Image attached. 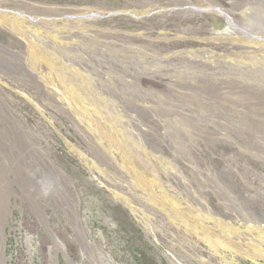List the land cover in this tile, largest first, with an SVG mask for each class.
<instances>
[{"label": "rangeland", "instance_id": "obj_1", "mask_svg": "<svg viewBox=\"0 0 264 264\" xmlns=\"http://www.w3.org/2000/svg\"><path fill=\"white\" fill-rule=\"evenodd\" d=\"M0 50L67 193L3 174L0 264H264V0H0Z\"/></svg>", "mask_w": 264, "mask_h": 264}, {"label": "bare ground", "instance_id": "obj_2", "mask_svg": "<svg viewBox=\"0 0 264 264\" xmlns=\"http://www.w3.org/2000/svg\"><path fill=\"white\" fill-rule=\"evenodd\" d=\"M208 5H210L209 8L220 9L214 3H208ZM3 55L4 53L1 55L0 50V63L1 57L2 59L5 58L8 61H4L3 63L9 67V64H12L15 59L10 54ZM1 102L0 95V105ZM12 124L11 118L1 105L0 160L2 170L0 167V178L6 172L13 174L15 182L22 186L23 190L27 192L28 197L36 199L41 192L55 191L62 201L66 200L67 193L61 187L59 182L61 178L58 175L54 162L49 157L48 150L25 133L27 131L19 132L16 128L12 127ZM44 164L48 167V171L43 168ZM5 192L6 190H3L2 193ZM1 200L0 195V220L5 217V210ZM201 200L204 207L209 210L205 200Z\"/></svg>", "mask_w": 264, "mask_h": 264}, {"label": "water", "instance_id": "obj_3", "mask_svg": "<svg viewBox=\"0 0 264 264\" xmlns=\"http://www.w3.org/2000/svg\"><path fill=\"white\" fill-rule=\"evenodd\" d=\"M119 13H121V12H119V11H117V12H109V13H107V16H109V15H116V14H119ZM70 18H75V17H79V18H92V17H103V16H101L100 14H98V13H94V14H89V15H87V16H83V15H74V16H69Z\"/></svg>", "mask_w": 264, "mask_h": 264}]
</instances>
